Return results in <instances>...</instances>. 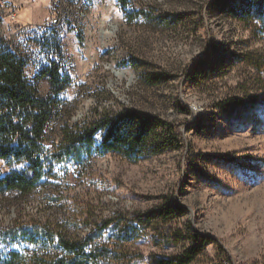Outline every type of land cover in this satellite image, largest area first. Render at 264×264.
<instances>
[{
  "label": "rangeland",
  "instance_id": "rangeland-1",
  "mask_svg": "<svg viewBox=\"0 0 264 264\" xmlns=\"http://www.w3.org/2000/svg\"><path fill=\"white\" fill-rule=\"evenodd\" d=\"M244 1L0 0V49L24 59L27 82L46 97V68L66 78L48 151L65 124L124 111L180 135L134 163L53 164L26 198L0 193V253L53 257L56 235L91 236L122 251L110 264H154L197 233L213 242L190 264H264V35ZM26 169L0 159V178ZM174 202L185 213L171 223L143 219Z\"/></svg>",
  "mask_w": 264,
  "mask_h": 264
},
{
  "label": "trees",
  "instance_id": "trees-1",
  "mask_svg": "<svg viewBox=\"0 0 264 264\" xmlns=\"http://www.w3.org/2000/svg\"><path fill=\"white\" fill-rule=\"evenodd\" d=\"M244 4L240 9L251 15L264 35V0H245ZM24 65V59L17 52L0 49V159L8 163H27L26 171L12 172L0 178V193L28 197L41 182L44 169L53 164L72 161L82 167L86 160L97 154H114L134 163L173 149L174 143L178 142L180 135L172 124L136 111H124L118 115L101 114L73 125L65 124L60 130V142L50 152L43 143L44 133L54 109L60 104L57 95L66 86V78L61 80L54 63L46 68L43 74L48 77L50 94L40 97L36 86L25 79ZM98 134L101 140L97 146L95 137ZM184 213L185 209L177 203H167L143 215V219H159L168 224L175 214ZM112 222L105 221L103 225ZM55 237L56 240H51L56 242L57 250L53 257L35 259L0 253V264H110L112 259L123 255L117 247L94 243L91 236L66 239L58 234ZM211 242V239L194 233L178 256L155 259L154 264H190L204 244ZM220 252L224 256L223 251Z\"/></svg>",
  "mask_w": 264,
  "mask_h": 264
},
{
  "label": "built area",
  "instance_id": "built-area-1",
  "mask_svg": "<svg viewBox=\"0 0 264 264\" xmlns=\"http://www.w3.org/2000/svg\"><path fill=\"white\" fill-rule=\"evenodd\" d=\"M57 1H59L60 2V0H57ZM57 22H58V19H54V20H52L51 21V25L53 26V25H56L57 24Z\"/></svg>",
  "mask_w": 264,
  "mask_h": 264
}]
</instances>
